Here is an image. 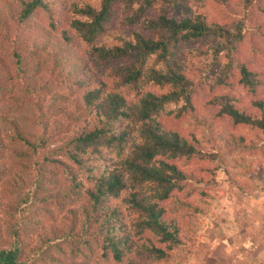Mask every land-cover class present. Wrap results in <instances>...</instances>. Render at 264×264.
<instances>
[{"label":"trees","instance_id":"16d2710c","mask_svg":"<svg viewBox=\"0 0 264 264\" xmlns=\"http://www.w3.org/2000/svg\"><path fill=\"white\" fill-rule=\"evenodd\" d=\"M159 1L73 2V32L96 63L120 62L111 79L117 90H135L136 98L130 102L117 90L104 96L101 90H89L83 102L93 107L92 124L59 139L49 118L62 101L56 89H72L74 84L67 82L72 79L84 85L88 66L69 63L65 53L71 42L75 46L70 34L63 33V43L41 39L32 26V17L43 4L48 7L47 0H8L0 8V264H174L184 236L167 206L176 202L182 209H196L190 200L202 181L197 171L189 172L178 162L213 159L241 190L240 176L256 173L254 163L243 158L235 162L242 172L234 174L225 159L165 130L156 118L171 105L183 103L178 117L193 108L196 83L178 66L176 56L182 45L199 40L213 45L212 59L204 67L215 82L237 79L257 96L250 111L240 110L228 97L217 98L219 115L232 131L245 127L264 134V97L258 96L255 73L236 59L246 23L255 17L253 9L264 13L256 7L262 0H244L243 20L230 27L209 23L187 6L182 15L166 14L178 0H162L163 13L150 17ZM119 6L132 13L127 23L141 21L152 37L136 31L122 45L97 44ZM262 30H253L257 40ZM149 85L168 92L144 91ZM227 136L222 141L230 156L239 151L264 157V140ZM95 161L106 169L97 172ZM117 199L133 214L129 224L117 207L106 208L108 200Z\"/></svg>","mask_w":264,"mask_h":264},{"label":"rangeland","instance_id":"374dc122","mask_svg":"<svg viewBox=\"0 0 264 264\" xmlns=\"http://www.w3.org/2000/svg\"><path fill=\"white\" fill-rule=\"evenodd\" d=\"M7 1L0 0V8H4ZM76 1L80 0H47L48 7L43 4L31 19L32 26L39 31L38 33H41V39L48 36L53 41L63 43L65 42L63 33L70 34L74 38L75 46L71 42V50L65 53L70 57L69 63L73 65L77 62L88 66L89 69L88 72L83 71L82 76L87 77V82L84 85L81 86L79 85L80 81L75 82L72 79V81L67 80L69 84H74L72 89H69L68 85L56 89L62 101L58 104L59 107L52 110L49 118H51V122L53 120L57 125V139L65 138L67 134L73 136V132L85 130L92 124L94 119L93 107L88 108L83 102L89 90L94 88L101 90L103 96L117 90L116 82L111 79V70L120 62L107 66L96 63L87 52V45L80 41L71 28L73 2ZM84 1L93 6H98L100 2V0ZM171 3V7L168 6L165 11L169 16L184 14L183 7L187 6L193 14L205 16L209 23L229 27L240 19L243 20L242 18L245 16L244 0H178ZM256 7L264 10V0ZM165 8V3L160 0L149 16L157 18ZM254 9L255 17L246 23L245 40L238 48L236 59L239 58L237 59L239 62L246 64L255 73L259 90L258 96L264 97V13L260 14L257 11L258 8ZM249 10L251 11L252 8ZM128 12L123 6L114 8V13L105 24L104 31L97 39V44L122 45L123 41L133 39V34L136 31L146 37H152L153 32L147 30L141 21L137 20L132 24L127 23L130 18L129 14H132ZM259 28L263 29V34L260 40H257L256 35H253V30ZM212 48V43L199 40L179 48L176 56L179 62L178 66L182 67L185 74L196 83L193 108L188 109L182 117H178L176 110L183 103L171 105L156 118V121L165 130L181 134L202 151L208 150L213 154H218L220 159H225L223 164L229 163L228 166L234 174L238 175L242 172V169L235 166L237 165L235 162L243 160V158L248 163H254L256 173L240 176V180L244 184L243 190H241L231 182L225 173L226 167L224 169L221 167L222 169L218 170L216 167L218 163L213 159L201 157L188 162L184 160L178 162L189 172L197 171L202 181L195 185V194L190 200L197 210L194 208L182 209L176 202H170L167 206L170 218H177L180 221L184 236L183 244L174 252V264H195L199 258L205 257L203 253L208 252L207 248L213 244L221 243L224 240L230 241L233 231L234 236L238 233V241L242 243L247 241L249 238L247 232L252 228L261 227L258 230L264 233V157L260 156L262 154L250 155L239 151H235L230 156L222 141L224 134L223 139H227L226 135L236 134L254 141L264 140V134L258 130L245 127L232 131L229 121L219 115L222 105L217 102V98L225 96L230 98L240 110L250 111L252 109L251 104L257 96L249 94L238 83L237 79L225 78L221 84L211 78V70L209 67H204V63L211 61ZM122 63H128V61L125 60ZM235 72L237 73V70ZM63 78L66 77L63 76ZM144 91L161 95L166 94L168 89L149 85ZM116 92L122 94L130 102L136 98V91L133 89L131 91L119 89ZM56 111V115H53L52 113ZM59 159L64 158L59 157ZM100 165L102 166L100 167ZM95 166L100 168H96L97 172H103L107 167V165L96 161ZM256 175L261 176L263 181H259ZM89 186L90 183L87 184L86 188ZM112 206L121 211V217L125 218L126 223L131 222L133 214L128 211L121 199L108 200L106 208ZM119 233L121 232L119 231ZM250 238L252 237L250 236ZM228 253L226 259L230 260L232 258L228 256ZM257 253L254 252L255 255ZM206 255L208 257L209 253ZM251 257L253 256L251 255Z\"/></svg>","mask_w":264,"mask_h":264},{"label":"crops","instance_id":"0c3cea01","mask_svg":"<svg viewBox=\"0 0 264 264\" xmlns=\"http://www.w3.org/2000/svg\"><path fill=\"white\" fill-rule=\"evenodd\" d=\"M259 228L261 229V227L252 228L247 232L249 238L245 243L238 241V233L234 236L233 231L230 241L224 240L213 244L207 248L208 252L203 253L205 257L199 258L195 264H264V233L259 231ZM227 252L232 259H226ZM254 252L258 253L255 255Z\"/></svg>","mask_w":264,"mask_h":264}]
</instances>
